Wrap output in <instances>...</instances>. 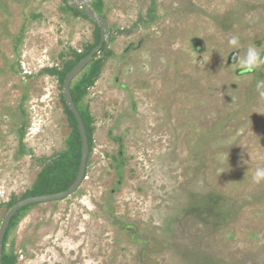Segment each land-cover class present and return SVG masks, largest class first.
<instances>
[{
    "label": "rangeland",
    "instance_id": "rangeland-1",
    "mask_svg": "<svg viewBox=\"0 0 264 264\" xmlns=\"http://www.w3.org/2000/svg\"><path fill=\"white\" fill-rule=\"evenodd\" d=\"M234 35L264 55V0H0V228L68 151L61 76L96 51L71 82L86 179L19 211L3 258L264 264V64L242 70Z\"/></svg>",
    "mask_w": 264,
    "mask_h": 264
},
{
    "label": "trees",
    "instance_id": "trees-1",
    "mask_svg": "<svg viewBox=\"0 0 264 264\" xmlns=\"http://www.w3.org/2000/svg\"><path fill=\"white\" fill-rule=\"evenodd\" d=\"M70 9H72L75 13L79 15H83V13H79V11L73 9L72 7H70ZM75 55H76V61L75 60L69 61L66 65L65 71L62 73V76H61L62 82L65 81L66 76L76 66L78 61H81L84 58V55H82L81 53H75ZM50 74L56 75V74H61V73H58V71L56 72V71L51 70ZM86 85H87V82L85 80H83L78 85L77 90L79 91V93H81L82 89H84ZM72 94H73L74 102L76 106L79 108L78 106L79 100H78L77 94L76 92H72ZM64 104H65L70 122L72 126L74 127V132L72 136L70 137L69 149L67 152L59 156V158L53 160L50 164H48L43 169L42 173L40 174L38 178V181L36 182V185L33 191L30 192L28 197L49 195V194H55V193H59L62 191H66L73 185V183L76 181L78 177L81 160H82V139H81L80 131L78 128L77 119L75 118L72 111L66 104L65 100H64ZM89 141H90V146H91L90 136H89ZM3 263L13 264L12 262H10V259H8L7 257L3 258Z\"/></svg>",
    "mask_w": 264,
    "mask_h": 264
},
{
    "label": "water",
    "instance_id": "water-1",
    "mask_svg": "<svg viewBox=\"0 0 264 264\" xmlns=\"http://www.w3.org/2000/svg\"><path fill=\"white\" fill-rule=\"evenodd\" d=\"M75 9L81 10L80 6H74ZM85 14L89 17H92L94 19H97L100 23V26L102 30L105 32H108V27H107V21L104 17H100L94 13L92 8H90L86 3L84 4ZM105 36V35H104ZM105 40L103 37V40L101 42L100 48L104 45ZM99 48V49H100ZM108 48V45L106 46V49ZM96 51H94L89 57L83 59L80 64H78L76 67H74L69 75L67 76V79L64 84V100L70 110L72 111L73 115L77 119L78 122V127L82 139V160H81V165H80V170L78 177L76 181L73 183V185L66 191H62L59 193L55 194H49V195H42V196H34V197H28L19 203L15 204L9 213L7 214L5 220L2 223V226L0 228V264L3 263V252H4V243L5 239L10 227V224L13 220V218L16 216V214L25 209L26 207L36 205L39 203H47V202H54L58 200H64L68 197H71L74 195L79 188L82 186L84 180L86 179V173H87V167H88V160H89V155H90V141L88 137V133L86 130V126L83 120V117L81 115L80 110L76 106L72 91H71V82L74 77H76L87 65L88 63L93 60L95 57Z\"/></svg>",
    "mask_w": 264,
    "mask_h": 264
},
{
    "label": "clouds",
    "instance_id": "clouds-1",
    "mask_svg": "<svg viewBox=\"0 0 264 264\" xmlns=\"http://www.w3.org/2000/svg\"><path fill=\"white\" fill-rule=\"evenodd\" d=\"M228 46L231 49L237 50L239 57L238 63L242 70L249 72L254 71L258 66L264 64V55L256 45H248L244 47L241 44L239 36H231L228 40ZM242 49V52L239 51ZM256 87L259 89L264 87V80L257 82ZM253 181L257 184L264 182V167L258 166L252 177Z\"/></svg>",
    "mask_w": 264,
    "mask_h": 264
}]
</instances>
